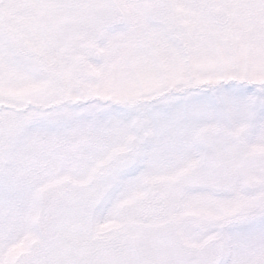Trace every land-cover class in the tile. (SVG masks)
<instances>
[{
	"label": "snow or ice",
	"instance_id": "obj_1",
	"mask_svg": "<svg viewBox=\"0 0 264 264\" xmlns=\"http://www.w3.org/2000/svg\"><path fill=\"white\" fill-rule=\"evenodd\" d=\"M0 264H264V0H0Z\"/></svg>",
	"mask_w": 264,
	"mask_h": 264
}]
</instances>
